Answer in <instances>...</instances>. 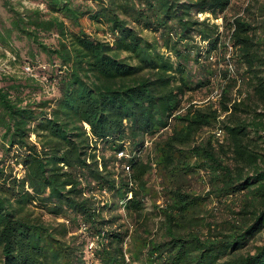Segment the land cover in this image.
Returning <instances> with one entry per match:
<instances>
[{
	"label": "trees",
	"instance_id": "16d2710c",
	"mask_svg": "<svg viewBox=\"0 0 264 264\" xmlns=\"http://www.w3.org/2000/svg\"><path fill=\"white\" fill-rule=\"evenodd\" d=\"M29 1L0 0L34 69L0 71V264H264V0Z\"/></svg>",
	"mask_w": 264,
	"mask_h": 264
},
{
	"label": "rangeland",
	"instance_id": "374dc122",
	"mask_svg": "<svg viewBox=\"0 0 264 264\" xmlns=\"http://www.w3.org/2000/svg\"><path fill=\"white\" fill-rule=\"evenodd\" d=\"M16 3L17 2H20L23 4V6H32L33 2L29 1V0H14ZM249 0H233L232 3H231V8L226 12V15L229 19H232L236 14L238 13H242L243 10H244V7L247 6V3H248ZM203 18L206 17V16H210V14H202L201 15ZM212 19V22H217V23H220L221 25H223V17H219L218 19ZM83 24V27L86 28L87 31L89 32H92L94 30V27L92 26L90 20H83L82 22ZM222 29H223V26H222ZM229 55V59H230V53L228 54ZM13 58H12V54L10 52H7V54L0 50V71L2 72H6V73H18L20 75H26V69H25V66L23 65H20V64H15L13 63ZM223 64H225L224 62H222ZM222 67H226L224 65H221ZM220 79H223V77H220ZM223 81V80H222ZM217 82V81H216ZM222 82H219L215 84V80H214V85L210 87V89L208 88H204L202 91H196L195 93H190V99L186 100L185 104L188 103V101H193L194 103H202V102H207L209 100H216L218 99V97H220L221 93H222ZM233 96H237V91L236 89H234L233 93H232ZM207 132V131H206ZM149 144L147 145L145 151L143 152V155H145V158L146 160H148V149L152 147V139H148L147 141ZM148 148V149H147ZM154 158V155L152 156ZM155 161V160H154ZM193 179V178H192ZM149 181H150V185H153V186H156V188H159L161 189V178L159 176V173H158V169H157V165L154 164L153 166V171L152 173L149 175ZM195 181V180H194ZM101 198H104L103 196ZM147 207H146V210L147 211H152L154 208H153V204H154V201L153 199L150 197V199L147 200ZM157 201L158 203L160 204H164L163 202V198L162 196H158L157 197ZM120 214H124V210H120L119 211ZM125 216V215H124ZM127 219V218H126ZM93 246V244L91 245V247ZM92 250V249H91ZM90 250V251H91ZM92 253V251H91Z\"/></svg>",
	"mask_w": 264,
	"mask_h": 264
},
{
	"label": "built area",
	"instance_id": "2783aa9c",
	"mask_svg": "<svg viewBox=\"0 0 264 264\" xmlns=\"http://www.w3.org/2000/svg\"><path fill=\"white\" fill-rule=\"evenodd\" d=\"M41 6L44 7L43 5H41ZM25 69H26V72H27V73L34 74V69H33L32 66H30V65H25ZM148 144H149V143L147 142V145H148ZM119 154H120V157L126 155V154H125V151H124V152H120ZM128 169H129V168H128Z\"/></svg>",
	"mask_w": 264,
	"mask_h": 264
}]
</instances>
